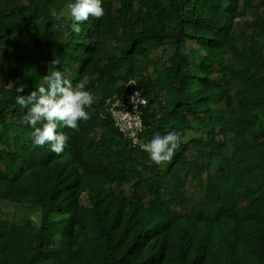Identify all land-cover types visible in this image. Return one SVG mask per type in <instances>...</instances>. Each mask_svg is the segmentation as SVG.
<instances>
[{"label": "trees", "instance_id": "trees-1", "mask_svg": "<svg viewBox=\"0 0 264 264\" xmlns=\"http://www.w3.org/2000/svg\"><path fill=\"white\" fill-rule=\"evenodd\" d=\"M66 3L0 0V264H264V0H102L79 32ZM54 58L93 96L59 155L15 103ZM132 79L142 141L180 140L160 165L109 113Z\"/></svg>", "mask_w": 264, "mask_h": 264}, {"label": "clouds", "instance_id": "clouds-1", "mask_svg": "<svg viewBox=\"0 0 264 264\" xmlns=\"http://www.w3.org/2000/svg\"><path fill=\"white\" fill-rule=\"evenodd\" d=\"M102 0H67L57 19L67 18L71 28L80 31V23L90 18L99 20L103 17ZM60 63L57 58L51 61L49 70L43 76V82L36 85L35 90L27 95H17L15 103L26 109L24 120L32 128V142L36 146L48 144L50 151L61 154L68 142V137L58 129L67 128L73 132L78 130V124L90 118L86 111L93 103V96L84 89L83 84L73 85L55 65ZM21 93L23 86L17 87ZM180 143L179 137L172 132L163 136H154L149 142L141 144L140 148L147 153L150 162L160 165L171 160Z\"/></svg>", "mask_w": 264, "mask_h": 264}, {"label": "built area", "instance_id": "built-area-1", "mask_svg": "<svg viewBox=\"0 0 264 264\" xmlns=\"http://www.w3.org/2000/svg\"><path fill=\"white\" fill-rule=\"evenodd\" d=\"M140 88H143V84L138 80H129L125 89L113 97L109 108L112 121L134 146L144 144L140 136L144 128L140 106H145L148 100Z\"/></svg>", "mask_w": 264, "mask_h": 264}, {"label": "rangeland", "instance_id": "rangeland-1", "mask_svg": "<svg viewBox=\"0 0 264 264\" xmlns=\"http://www.w3.org/2000/svg\"><path fill=\"white\" fill-rule=\"evenodd\" d=\"M253 15H255L254 11H252V10L248 11L247 17L251 18ZM244 19L245 18L243 17L240 20H237L235 22L234 27H233V31L235 33H238L239 31L243 30L242 24H243ZM252 32H253V30L250 28L246 31V35H251ZM190 45L193 46L194 43L192 42ZM160 52H161V49L159 48L155 54H159ZM160 98L161 99L165 98L164 92H162L160 94ZM126 189H128V187H126ZM2 206H3V210L10 217H13L15 220H17L20 223H23L28 218L32 219L35 224L39 223L40 213H39L38 209H36V208L30 209L26 205H21V204L15 205V204L5 202V201L2 202Z\"/></svg>", "mask_w": 264, "mask_h": 264}]
</instances>
